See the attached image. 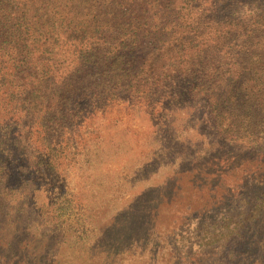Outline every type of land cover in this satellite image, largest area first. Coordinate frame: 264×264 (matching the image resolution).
Returning <instances> with one entry per match:
<instances>
[{"label": "trees", "instance_id": "1", "mask_svg": "<svg viewBox=\"0 0 264 264\" xmlns=\"http://www.w3.org/2000/svg\"><path fill=\"white\" fill-rule=\"evenodd\" d=\"M121 87L168 97L182 88L181 131L201 115L243 148L148 171L154 183L131 202L115 192L94 200L93 187L71 193L60 168L85 152L89 107ZM162 139L151 145L169 147ZM36 216L55 226L96 220L105 239L85 250L99 264L159 251L175 264H236L248 253L262 230L251 221L264 218V0H0V264H30L43 231L21 223ZM62 260L37 264L70 263Z\"/></svg>", "mask_w": 264, "mask_h": 264}, {"label": "rangeland", "instance_id": "2", "mask_svg": "<svg viewBox=\"0 0 264 264\" xmlns=\"http://www.w3.org/2000/svg\"><path fill=\"white\" fill-rule=\"evenodd\" d=\"M181 91L182 88H176L168 97L164 93L157 96L148 95L146 92L137 94L133 89L121 87L117 90L115 98H109L97 106L91 105L86 114L88 118L84 119L81 125L85 137L80 144V151L85 152L80 153L75 160H67L61 166L60 186L65 185L71 193L90 196L93 187L98 189V196L94 200H107L111 192H115L118 201L131 202L142 199L144 186L154 183V179L144 181V175L150 176L148 171H154L155 168L175 170V164L172 162L174 159L178 163L196 165L200 159L209 158L212 151H222L224 154L243 148L220 139L201 115L195 127L190 126L188 131H181L178 124L179 115L175 114V95ZM190 111L191 107L181 111L182 118H186L187 122L192 120L188 115ZM198 113L202 111L199 109ZM194 115L197 113L194 112ZM157 137H163L158 143L164 142L172 148L159 150L160 144L151 145L155 144ZM13 161L12 156L6 158V171L13 172L16 169ZM82 187L85 191H82ZM250 216L252 218L251 214ZM247 217L248 214H245V218ZM236 218L241 219V216ZM78 220L73 218L57 226L44 216H36L34 224L22 221L23 230L31 225L33 233L43 231V235L40 234V239L33 245L37 253L34 257L26 256V260L30 264H37L52 256L53 260H68L69 264H99L90 259L95 253H87L85 247H88V250H96L95 246L98 244L101 247L105 236L97 229L96 220L94 223L85 220L82 224ZM251 222L262 225V230L249 235L251 249L248 253L241 252L236 264H264V218H255ZM26 240L27 238H23L21 242ZM239 243L247 245L246 235L239 238ZM18 247L20 246L16 245L17 249ZM25 249L26 246L19 249L20 257L25 253ZM155 254V257L146 256L140 260L136 258L139 262L137 264H175L169 254V260L160 255V251ZM105 264L128 262L123 260Z\"/></svg>", "mask_w": 264, "mask_h": 264}]
</instances>
